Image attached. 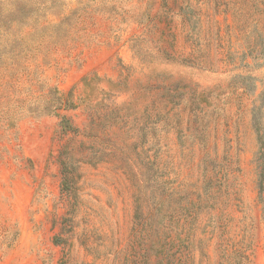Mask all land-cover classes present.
<instances>
[{
	"label": "rangeland",
	"instance_id": "374dc122",
	"mask_svg": "<svg viewBox=\"0 0 264 264\" xmlns=\"http://www.w3.org/2000/svg\"><path fill=\"white\" fill-rule=\"evenodd\" d=\"M0 264H264V0H0Z\"/></svg>",
	"mask_w": 264,
	"mask_h": 264
},
{
	"label": "trees",
	"instance_id": "16d2710c",
	"mask_svg": "<svg viewBox=\"0 0 264 264\" xmlns=\"http://www.w3.org/2000/svg\"><path fill=\"white\" fill-rule=\"evenodd\" d=\"M57 101H58V105L55 106L54 109H59V108H61V106L63 105V103L61 102V99H60L59 97L57 98ZM67 105H68L67 102H65L64 106H65V107H70L69 105H68V106H67ZM62 122H63V119H62Z\"/></svg>",
	"mask_w": 264,
	"mask_h": 264
}]
</instances>
